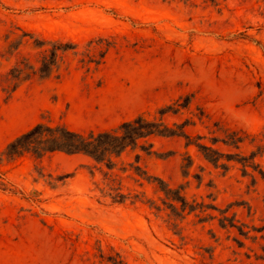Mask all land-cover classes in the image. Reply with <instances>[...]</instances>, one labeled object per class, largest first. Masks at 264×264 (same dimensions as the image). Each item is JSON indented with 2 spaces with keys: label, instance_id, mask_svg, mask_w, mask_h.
I'll return each instance as SVG.
<instances>
[{
  "label": "rangeland",
  "instance_id": "obj_1",
  "mask_svg": "<svg viewBox=\"0 0 264 264\" xmlns=\"http://www.w3.org/2000/svg\"><path fill=\"white\" fill-rule=\"evenodd\" d=\"M58 42V76L9 93L7 70ZM139 115L187 139L151 136L110 170L0 159V264H264V0H0V153L38 123L87 134Z\"/></svg>",
  "mask_w": 264,
  "mask_h": 264
},
{
  "label": "trees",
  "instance_id": "obj_2",
  "mask_svg": "<svg viewBox=\"0 0 264 264\" xmlns=\"http://www.w3.org/2000/svg\"><path fill=\"white\" fill-rule=\"evenodd\" d=\"M70 49L72 47L69 44L58 42L51 44L49 49L41 51L38 60L33 63L26 58L15 62L3 75L5 88L9 93H12L16 88L33 77L41 81L53 75L57 77V71L63 55ZM188 101L189 98H185L183 103L177 106L181 105L184 108L187 106ZM168 111L176 113L177 109L166 107L159 110L158 113L162 116ZM183 127L184 124L169 128L163 123L161 118L155 122L147 120L142 115L136 116L130 121L122 122L115 129L97 133L89 132L87 134L70 131L62 125L49 126L38 123L9 142L0 153V159L9 162L24 153L31 154L35 158H41L46 153L62 152L65 154H81L95 164H103L105 168L110 170L113 167L111 158L119 157L127 149H134L138 146L141 151L149 154L151 144L147 142V138L151 136H181L187 139ZM139 141H143V144L138 145ZM226 142L229 145H237L240 140L233 137L228 138ZM209 161L216 163L217 158H209ZM141 175H145V173ZM145 179L149 181L151 177L147 176ZM156 181L159 185V191L163 193L165 198L179 202L180 209L184 210L186 204L179 195L180 188L172 190L167 188V185L160 180L156 179ZM116 191L113 201L120 203L125 200V197L118 190ZM113 264L118 263L115 261Z\"/></svg>",
  "mask_w": 264,
  "mask_h": 264
}]
</instances>
